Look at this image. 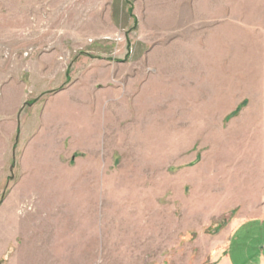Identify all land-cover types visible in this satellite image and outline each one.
<instances>
[{"label":"rangeland","instance_id":"obj_1","mask_svg":"<svg viewBox=\"0 0 264 264\" xmlns=\"http://www.w3.org/2000/svg\"><path fill=\"white\" fill-rule=\"evenodd\" d=\"M149 2L0 0V92L15 83V100L3 108L5 97L0 101V203L21 178L24 153L46 158L48 150L40 152L39 145L55 141L59 150L49 151L50 159L70 167L77 159L90 160L78 140L90 131L92 142L107 146V136L99 140L97 134L100 112L88 119L85 113L98 110L95 96L113 99L106 109L114 114V145L101 153L117 176L132 174L134 180L117 181L113 190L100 184V199L91 183L78 190L76 183L63 182L45 198L53 206L85 210L99 201V222L83 225L84 244L92 243L99 226V254L96 262L85 255L83 264H210L243 212L235 197L242 185L237 181L252 173L250 154H241L254 141L257 122L251 116L264 94V0H221L227 6L210 8L213 18L220 14L225 21L213 20L212 27L221 29L203 39L204 51L186 71L188 84L174 80L179 84L157 90L133 80L148 49L139 28L141 21L147 27ZM141 106L149 116L158 114L163 132L139 136L136 150L123 117L134 107V120L141 118ZM103 114L106 122L108 111ZM42 186L36 184L40 203ZM143 192L146 199L135 197ZM140 201L148 203L149 228L162 210L161 239L128 235L130 208L139 214ZM33 205L23 198L17 207ZM235 243L229 247L233 255Z\"/></svg>","mask_w":264,"mask_h":264},{"label":"crops","instance_id":"obj_2","mask_svg":"<svg viewBox=\"0 0 264 264\" xmlns=\"http://www.w3.org/2000/svg\"><path fill=\"white\" fill-rule=\"evenodd\" d=\"M149 1L147 27L144 29V23L141 21L139 28L140 39L148 45V49L142 56L143 63L140 65L139 74L133 80L141 86L148 85L155 90L160 86L175 85L174 80L188 84L187 80L190 77L186 71H189L191 60L196 59L195 56L204 51L203 39L206 38V35L208 36L212 32L216 33L221 29L222 25L212 27L213 20L216 22L225 21L224 17L220 21V14L213 18L210 8L227 6V3H223L221 0ZM167 71H170L171 75L167 74ZM97 77L105 79L106 75L98 70ZM14 94L15 83H6L0 92L1 102L5 97V101L1 104L2 108L5 103L12 102L13 97L15 100ZM136 95L137 93L134 97ZM148 97L150 96H146L144 99L145 102L150 99ZM259 97V109L251 116L257 122V126L252 127L254 141L250 148H245L241 154L242 156L250 154L252 173L249 174L247 171L242 176V180L237 181L238 185L241 183L242 185L241 187L239 185L240 190L237 191L235 198L241 201L243 212L231 223L226 232L225 243L213 255L210 264H264V94ZM87 98L89 99V97H82V100L87 101ZM94 98L98 102V110L89 112L90 115L86 112L85 117L88 119L94 113L97 116V113L100 112L97 117L100 130L97 131V134L101 136L99 140H104L107 136V146L92 142L90 131L88 137L78 140L91 158L87 161L77 159L73 167L62 161L55 162L50 159L51 155L48 152L59 150L55 141L38 146L37 149L40 152L48 150L46 158L41 159L39 155L24 153V160L20 164L22 167L21 178L17 180V185L6 194L0 203V264H83L85 255H91L92 261H97L100 228L97 225L96 229L92 230V243L84 244L83 225L85 221L99 222V201H94L93 210L91 208L85 210L81 206H53L48 201L49 198L45 199L46 196H50L53 189L62 187L63 182L76 183L75 186L78 190L83 188V184L91 183L93 189L97 190L95 197L100 199L98 193L100 184H110L108 188L111 187L113 190L117 181L134 180L135 176L132 174L117 176L111 168L112 165L103 160L101 151L111 148L110 145L114 142L112 137L115 135V127L111 125L114 114L110 109H106L110 107L113 99L101 95ZM151 102H156V99ZM103 103L104 105H101ZM139 110L142 112L141 118L134 120V107L128 116L123 117L125 124L130 122V126L125 128L129 129L130 143L134 144L136 150L142 145L139 136L157 135L163 132L161 123L159 124L161 126L158 127L157 113L149 116L145 111L146 108L143 110V106ZM107 111L109 119L102 122L100 118L105 116L103 112ZM149 120H151L150 124ZM155 147L154 150L158 151V146ZM4 157L6 158V155ZM155 165L158 167V160ZM2 172L4 169L1 167V176ZM36 184L43 185L42 196L45 199L43 203L36 201V193H38ZM16 187L17 190H14ZM39 194L41 196V193ZM114 196L115 191H112L111 196L107 198L111 200V198L114 199ZM135 197H140L142 201L147 198V192L140 195L137 193ZM23 198L33 200L34 205L27 209L18 208L17 205ZM227 198L230 197L227 196ZM141 201L139 202V214L136 207L129 205L133 207L130 208L133 216L131 215V229L128 230V235L134 239L139 237L140 240L146 241L152 233L156 238L161 239L163 234L162 210L160 218L156 217V226L149 228L146 214L148 203ZM249 201L250 203H248ZM71 202L80 204L79 201ZM233 241H236L235 255L231 254L229 249ZM85 245L90 248L89 251L87 250L88 253H85ZM249 255L252 256L250 260Z\"/></svg>","mask_w":264,"mask_h":264}]
</instances>
